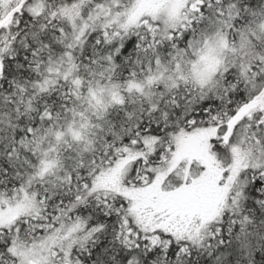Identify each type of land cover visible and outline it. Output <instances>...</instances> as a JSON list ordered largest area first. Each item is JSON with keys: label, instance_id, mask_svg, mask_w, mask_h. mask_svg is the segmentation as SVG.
Instances as JSON below:
<instances>
[{"label": "snow or ice", "instance_id": "obj_1", "mask_svg": "<svg viewBox=\"0 0 264 264\" xmlns=\"http://www.w3.org/2000/svg\"><path fill=\"white\" fill-rule=\"evenodd\" d=\"M0 264H264V0H0Z\"/></svg>", "mask_w": 264, "mask_h": 264}]
</instances>
